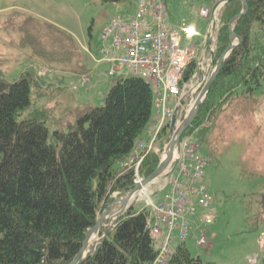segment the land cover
Wrapping results in <instances>:
<instances>
[{
    "label": "trees",
    "instance_id": "trees-1",
    "mask_svg": "<svg viewBox=\"0 0 264 264\" xmlns=\"http://www.w3.org/2000/svg\"><path fill=\"white\" fill-rule=\"evenodd\" d=\"M246 1L248 10L233 27L241 43L223 61L181 139L200 132L220 113L228 112L231 120L255 110V90L264 81V46L252 43L251 31L264 25V0ZM241 9L239 0H230L219 11L213 66L229 41L228 22ZM31 24L26 20L21 26L20 46L28 45L48 64L79 65L77 42L50 27L52 32L41 33L37 23L34 37L39 38L33 42ZM58 79L40 77L33 67L14 80L0 75V264H69L113 193L134 187V171L119 164L145 136L153 111L150 87L136 76L117 79L102 106L77 107L62 121L53 116V108L36 106L30 98L32 86L37 96L52 98ZM47 122L60 128L50 131ZM170 135L166 123L155 140L160 151ZM159 160L160 154L149 151L139 165L140 176L152 173ZM147 218V209L129 206L81 264H153L157 250ZM167 264L216 263L192 257L182 242Z\"/></svg>",
    "mask_w": 264,
    "mask_h": 264
},
{
    "label": "rangeland",
    "instance_id": "rangeland-1",
    "mask_svg": "<svg viewBox=\"0 0 264 264\" xmlns=\"http://www.w3.org/2000/svg\"><path fill=\"white\" fill-rule=\"evenodd\" d=\"M165 2L169 23L175 27L193 26L195 39L202 45L208 19L199 16L198 11L200 7L213 6L214 0ZM134 10V0H0V75L14 80L25 69L33 67L46 69L52 80L58 77L60 81L54 83L52 98L37 96L38 89L34 86L30 98L36 106L53 108V116L62 121L77 107L102 106L110 88L120 79L105 76L109 64L101 61L102 34L113 21L132 16ZM26 20L33 21L29 26L33 42L39 38L34 37L35 23L41 33L52 32L50 28H53L77 42L81 47L79 65L48 64L36 58L28 45L20 46L24 37L21 26ZM254 27L252 43L264 46V25L253 30ZM85 76L90 78L88 84L83 83ZM56 84L61 91H57ZM255 96L258 103L247 117L229 120L228 112H223L203 123L200 132L197 129L187 135L204 160L200 185L207 205L195 208V225L182 242L191 256L202 262L264 264V81L255 90ZM189 107L186 98L180 120ZM153 115L154 108L151 118ZM47 126L50 131L60 128L56 122H47ZM165 177L162 175L160 179ZM149 189L156 190L153 185ZM136 199L129 204H134ZM152 199L156 201L157 197ZM135 204L141 206V203ZM201 215L212 217V223L200 222ZM201 233L206 243L197 245L196 239ZM99 237V231L91 234L87 250ZM174 241L177 242L174 247L181 242L178 231L174 233Z\"/></svg>",
    "mask_w": 264,
    "mask_h": 264
},
{
    "label": "built area",
    "instance_id": "built-area-1",
    "mask_svg": "<svg viewBox=\"0 0 264 264\" xmlns=\"http://www.w3.org/2000/svg\"><path fill=\"white\" fill-rule=\"evenodd\" d=\"M134 5L133 16L113 21L103 32L102 40L110 39L103 50V60L109 64L106 76H136L150 87L153 94L154 115L146 127L149 141H139L120 164L124 170L133 169V182L138 184L142 181L139 165L144 156L149 151L159 153L154 142L161 128L169 123L176 108L181 112L186 98L192 106L196 93L209 77L218 28V8L201 7L198 11L199 16L208 19L201 45L195 39L193 26L175 27L169 23L165 0H135ZM46 73L47 70L40 71L42 75ZM88 82L89 78L83 77V83ZM177 159L176 170L169 174L161 188L168 187L164 200L155 202L148 187L138 193L149 209L147 227L157 244L153 264H167L174 232L178 231V238L185 240L195 225L192 218L195 208L207 205L200 185L204 160L190 137L182 140ZM200 220L205 224L213 221L208 215H201ZM205 243L201 234L197 244Z\"/></svg>",
    "mask_w": 264,
    "mask_h": 264
},
{
    "label": "water",
    "instance_id": "water-1",
    "mask_svg": "<svg viewBox=\"0 0 264 264\" xmlns=\"http://www.w3.org/2000/svg\"><path fill=\"white\" fill-rule=\"evenodd\" d=\"M230 0H221V6L225 5ZM242 4L241 11L233 16L227 25L228 33H229V41L227 43L226 48L221 53L220 57L218 58L215 67L210 74L207 82L204 84L202 89L199 91L192 107L189 109L185 117L180 121L177 122L175 113L172 115L170 119V130H171V137L168 143L165 146L164 156L160 159L158 165L156 166L155 170L150 173L147 177H145L141 183L135 185L131 190L128 192L116 196L113 201L108 204V206L100 213L98 216L95 224L89 228L85 234V238L83 243L73 258V260L69 264H81L85 257L92 253L97 245L101 243L112 230V228L116 225L118 219L121 215L125 212V210L131 205L129 202L133 199L135 194H137L143 187L148 186L154 180H156L159 176L167 171V169L172 165V169L176 167L177 160L175 158V153L179 152L180 150V139L182 134L185 130L191 126L193 120L195 119L199 106L203 101L206 93L208 92L210 86L216 79L223 61L229 55L230 51L233 50L236 46L241 43V39L236 35L233 31V27L235 23L247 12L248 6L246 0H239ZM236 40V42H235ZM103 225V231L100 237L93 242L90 246V249L87 250L88 242L92 233L98 232L100 226Z\"/></svg>",
    "mask_w": 264,
    "mask_h": 264
},
{
    "label": "crops",
    "instance_id": "crops-1",
    "mask_svg": "<svg viewBox=\"0 0 264 264\" xmlns=\"http://www.w3.org/2000/svg\"><path fill=\"white\" fill-rule=\"evenodd\" d=\"M67 72H64V74H66ZM76 87V86H74ZM150 136V134L147 132V134H145V136L142 138V140L145 141L146 138H148ZM162 175H165L166 176V173H163ZM159 176L156 180H154L151 184H150V187L153 185L156 190L154 191V196L157 197V200L156 201H161V200H164L166 194L168 193V187H166L164 190H160V188L165 184L166 182V178L165 177L164 179H160ZM139 203V202H138ZM141 203V202H140ZM136 209H141V207L143 206V204L141 203V206L137 207V204L134 203L133 205ZM194 219H196L195 217H193ZM195 237V236H194ZM177 242H174L173 244H176ZM174 247V245H173Z\"/></svg>",
    "mask_w": 264,
    "mask_h": 264
},
{
    "label": "bare ground",
    "instance_id": "bare-ground-1",
    "mask_svg": "<svg viewBox=\"0 0 264 264\" xmlns=\"http://www.w3.org/2000/svg\"><path fill=\"white\" fill-rule=\"evenodd\" d=\"M215 67V66H214ZM134 198V197H133Z\"/></svg>",
    "mask_w": 264,
    "mask_h": 264
}]
</instances>
